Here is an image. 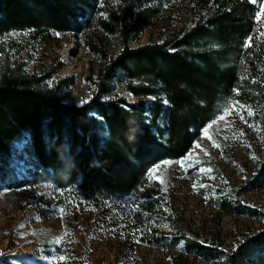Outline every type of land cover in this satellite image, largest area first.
<instances>
[{"label": "trees", "instance_id": "obj_1", "mask_svg": "<svg viewBox=\"0 0 264 264\" xmlns=\"http://www.w3.org/2000/svg\"><path fill=\"white\" fill-rule=\"evenodd\" d=\"M262 4L0 0V191L48 185L33 206L61 213L70 238L83 221L90 237L110 234L120 249L129 242L158 250L168 264H264V207L242 200L264 188V157L257 155L251 173L240 168L243 182H231L211 160L198 163L214 176L199 188L212 211L263 223L239 230L230 244L192 229L182 211L155 196L149 176L164 161L186 159L226 101L255 107L264 124V17L256 19ZM69 32H88L87 49L103 60L90 66L81 97L87 103L73 97L76 78L60 75L59 55L37 63L28 53ZM19 33L23 39L11 37ZM103 35L117 36L115 55ZM44 253L53 264H93L89 249L80 255L69 238L46 245ZM19 262L27 259L0 256V264Z\"/></svg>", "mask_w": 264, "mask_h": 264}, {"label": "rangeland", "instance_id": "obj_2", "mask_svg": "<svg viewBox=\"0 0 264 264\" xmlns=\"http://www.w3.org/2000/svg\"><path fill=\"white\" fill-rule=\"evenodd\" d=\"M86 34L88 32L82 34L69 32L61 37V41L54 37L45 45L28 49V53L32 54L37 63H50L59 55L60 60L65 63L60 75H72L76 78L73 97L79 103L83 93L89 88L86 77L90 66L96 68L103 62L100 57L87 49L84 37ZM11 37L15 40L23 39L20 33ZM103 38L108 52L115 55L119 50L117 36L103 35ZM147 40L148 34H145L139 42L145 43ZM3 53L0 49V58ZM21 58L25 59V55ZM120 89V86L117 87L115 93ZM229 102L226 101L220 106L218 117L223 115ZM235 105L239 115L233 111L223 120L217 117L215 122L211 123V127H208L207 134L202 131L186 159L167 160L171 162L168 164L164 161L152 174L154 181L152 187L156 197L171 204L176 210L182 211L184 219L191 223L195 231H203L205 236H218L228 244L233 241L239 230H257L263 227L261 221L245 215L219 217L208 207L206 198L199 195V188L207 182L206 179L214 178L205 174L207 169L200 166L199 161L211 160L231 182H243L246 175L242 174L241 169L253 172L255 163L251 157L253 155L264 157V124L257 117L255 107L240 108L238 104ZM249 111L252 113L251 116L248 115ZM213 141L219 147H224L223 155L228 157L230 155L241 167L228 165ZM180 161L185 162L183 167ZM213 181L216 183L215 180ZM47 190H49L48 185L38 189L0 191V256L14 254L27 259V262L18 264H34L32 259L41 260V264H53V258L44 253L45 246H53L69 238L73 248L80 255L85 254L89 249L93 264H136L137 259L148 264H168L166 260H162L164 256L158 250L138 244L130 245L129 242L126 247L120 249L121 242L110 234L95 233L90 237L88 224L83 221L74 227L73 238H70L64 228L61 213L39 212L41 209H52L42 203L33 206L37 202L36 195ZM242 200L247 204L264 207V188L245 194ZM144 208L149 211L152 206L145 205ZM136 249H139L137 254ZM197 262L215 264L200 260Z\"/></svg>", "mask_w": 264, "mask_h": 264}, {"label": "snow or ice", "instance_id": "obj_3", "mask_svg": "<svg viewBox=\"0 0 264 264\" xmlns=\"http://www.w3.org/2000/svg\"><path fill=\"white\" fill-rule=\"evenodd\" d=\"M250 2L255 3V2H257V0H250ZM261 17H264V4L261 5V7L259 8V10H258L257 13H256V19H257L258 22L261 20ZM260 35H261V36H264V32L260 33ZM250 43H251V37H249V44L246 45V46H250ZM87 102H88L87 100H82V101H81V103H87ZM243 107H244V106H242V105L240 106V108H243ZM233 111H236V113L239 115V111L237 110L235 103H234V102H229L228 105H227V106L225 107V109H224V113H223V115H221L220 117H218V119H219V120H223V119H225V117H226L227 115H230ZM248 115H249V116L252 115L251 111L248 112ZM241 119H243V116H241ZM214 122H215V121H214ZM208 127H211V124H209ZM208 127H206V128L204 129L205 134H207V132H208ZM241 135H243V134L241 133ZM209 139H211V137H209ZM213 144H214V146L219 147V145H216L214 141H213ZM197 147H199V145H197ZM251 158L254 159V160L256 159V157H255L254 155H253ZM164 163H165V164H168V163H171V162H169V161H165ZM180 164H181V166L183 167L184 164H185V162H184V161H180ZM158 167H159V165H157L156 167H154L153 169L150 170V172H149V176H150V177L152 176V174L156 171V169H157ZM207 171H211V169H208ZM161 182H163V181H161ZM165 190H166V189H165ZM206 199H207V198H206ZM250 207H251V205H250ZM60 211H61V212H64V209H60ZM137 242H139V241H137ZM62 259H63V258H62Z\"/></svg>", "mask_w": 264, "mask_h": 264}]
</instances>
